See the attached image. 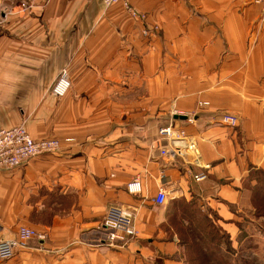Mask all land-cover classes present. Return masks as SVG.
Masks as SVG:
<instances>
[{
	"label": "crops",
	"instance_id": "obj_1",
	"mask_svg": "<svg viewBox=\"0 0 264 264\" xmlns=\"http://www.w3.org/2000/svg\"><path fill=\"white\" fill-rule=\"evenodd\" d=\"M129 1L144 24L101 0H0V130L24 125L61 142L0 171V212L15 213L0 217L6 233L48 234L0 264H218L231 252L244 258L250 232L263 227L252 173L264 171V10L251 0ZM64 69L72 86L58 99ZM174 110L195 113V123L174 120ZM168 125L197 137L207 180L161 155L157 133ZM115 206L137 209V236L93 248ZM48 207L50 223L47 213L28 219Z\"/></svg>",
	"mask_w": 264,
	"mask_h": 264
},
{
	"label": "built area",
	"instance_id": "obj_2",
	"mask_svg": "<svg viewBox=\"0 0 264 264\" xmlns=\"http://www.w3.org/2000/svg\"><path fill=\"white\" fill-rule=\"evenodd\" d=\"M105 5L123 4L126 10L137 20L145 23V16L140 15L132 7L129 0H101ZM255 5L264 10V0H251ZM24 7L27 4H23ZM150 32L144 29L143 35L148 37ZM72 83L68 71L64 69L52 87V94L61 99L65 97ZM208 102H199L200 108L208 106ZM173 119H181L192 125L196 121L195 113H185L174 110ZM223 124L235 127L238 125V118L233 115H224L221 118ZM165 141L161 149L164 158L181 160L185 164V172L196 183L207 180L205 171L199 155L197 137L189 134L184 127L168 125L158 129L156 143L159 145ZM61 142L57 138L35 139L26 128L21 125L11 129L0 130V171H10L19 168L37 158L56 153L60 150ZM130 194L142 193V179L136 177L127 185ZM154 202L163 206L167 202V193L160 189ZM137 209L131 206L110 207L98 229L97 237L90 243L93 248H117L126 247L136 236L135 227ZM37 241L43 245L48 240L46 232L38 231L31 227L20 226L15 234L8 235L5 228L0 224V262H7L13 259L18 250L27 249L31 241Z\"/></svg>",
	"mask_w": 264,
	"mask_h": 264
},
{
	"label": "rangeland",
	"instance_id": "obj_3",
	"mask_svg": "<svg viewBox=\"0 0 264 264\" xmlns=\"http://www.w3.org/2000/svg\"><path fill=\"white\" fill-rule=\"evenodd\" d=\"M261 207H262V210L264 212V202H263V206H261ZM45 213H47V212L37 214L36 212L34 213L32 211L31 213L28 214V219H30L32 221H35V220L39 221L43 215H46ZM14 215H15V213L12 211H9V210H7V211L2 210L0 212L1 218H5V217L10 218ZM46 216H44V217H46ZM262 226L263 227H259V229H257V231L253 229L252 232H250V235H255V236L252 237L249 235L250 237L247 238L246 248H245V250H247V251H246L244 258H242V255L234 256L231 252L230 256L224 255L225 258H223V260L220 261L221 263L219 261H217V263L218 264H222V263L223 264H264V222H263ZM26 227H28V226H26Z\"/></svg>",
	"mask_w": 264,
	"mask_h": 264
},
{
	"label": "trees",
	"instance_id": "obj_4",
	"mask_svg": "<svg viewBox=\"0 0 264 264\" xmlns=\"http://www.w3.org/2000/svg\"><path fill=\"white\" fill-rule=\"evenodd\" d=\"M252 175H254L255 180L257 181V184L255 185L254 192L255 194L264 197V171L261 170H254ZM48 206H50V202L48 203ZM47 212V218H43V221H48L50 223V207L46 210ZM41 220V219H40Z\"/></svg>",
	"mask_w": 264,
	"mask_h": 264
}]
</instances>
